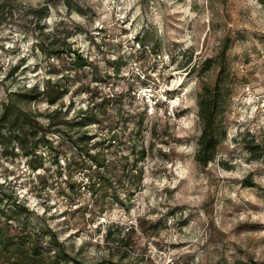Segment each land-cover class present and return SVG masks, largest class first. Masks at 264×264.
Instances as JSON below:
<instances>
[{
    "label": "rangeland",
    "instance_id": "374dc122",
    "mask_svg": "<svg viewBox=\"0 0 264 264\" xmlns=\"http://www.w3.org/2000/svg\"><path fill=\"white\" fill-rule=\"evenodd\" d=\"M224 68L227 139L204 167L198 95ZM3 111L0 226L48 261L55 236L68 264H264V0H0ZM105 139L93 191L70 162Z\"/></svg>",
    "mask_w": 264,
    "mask_h": 264
},
{
    "label": "trees",
    "instance_id": "16d2710c",
    "mask_svg": "<svg viewBox=\"0 0 264 264\" xmlns=\"http://www.w3.org/2000/svg\"><path fill=\"white\" fill-rule=\"evenodd\" d=\"M46 3H52L53 0H45ZM66 1V0H65ZM74 65L77 68L83 69L89 66L87 59L81 57L79 53L76 55V51H73ZM230 74L224 68L220 72V76L217 78L213 86L203 85L201 91L198 95L199 97V112L198 116L202 125L201 135L198 138V152L195 157L196 162L201 166H208L211 162L216 159L218 146L227 139V128L224 122L225 111L228 103V98L230 95V90L227 86V81ZM58 87V84H54ZM48 89L52 88L53 85L51 81L47 82ZM59 88V87H58ZM45 91L38 92L33 100H37ZM26 96V95H23ZM7 116V111H3V115L0 116V128L5 122ZM247 136L250 134L247 132ZM115 138H118L115 135ZM106 139L99 143L101 150L97 152H91L90 148H86L83 155H81L80 161L73 160L70 162L71 172H79L83 170H88L92 175L89 177L88 181L91 185L93 191L97 190V187L103 186L109 182V173L106 171L107 167L105 161L107 158L106 150L104 147ZM255 146H260L255 145ZM145 158V152H142L140 157L134 159L133 163L130 164L127 161L126 166L123 167V172L125 173L128 166L132 167V170H136L138 163ZM34 169H39V167L34 166ZM137 171V170H136ZM72 174V173H71ZM72 178V175L69 176ZM121 177L118 181H122ZM110 183V182H109ZM246 187H255V183L246 179L244 181ZM118 202L120 199H117ZM20 207V203L14 202L11 208L7 211H3L4 216H7V220H12V214L15 208ZM22 232L19 236L12 237L10 234L0 226V264H58L62 262L63 264H68V255H61L63 246L59 243L57 237L54 235L53 247L57 250L54 253L53 259L48 261V258L44 254L42 245L39 243V238L35 234H30L26 228L21 229ZM112 235L111 231L107 233V238ZM57 259V260H56ZM81 264V263H78ZM251 264H260L253 261Z\"/></svg>",
    "mask_w": 264,
    "mask_h": 264
}]
</instances>
